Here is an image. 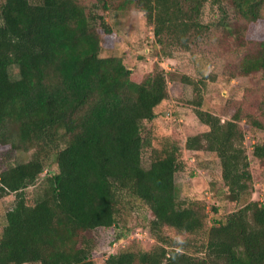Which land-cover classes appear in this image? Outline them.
I'll return each instance as SVG.
<instances>
[{"label": "trees", "instance_id": "obj_1", "mask_svg": "<svg viewBox=\"0 0 264 264\" xmlns=\"http://www.w3.org/2000/svg\"><path fill=\"white\" fill-rule=\"evenodd\" d=\"M208 4L230 5L249 27L264 19V0H96L92 9L83 0L0 2V194L15 195L0 235V264H95L94 250L103 244L94 232L118 230L120 243L131 234L119 223L121 204L130 200L150 210L158 245L111 254L105 264H264V203L253 199L240 118L223 121L202 109L196 87L195 113L209 130L154 149L146 168L143 150L151 141L143 124L169 98L167 74L159 67L138 80L122 57L103 55L114 30L100 10L144 13L171 56L210 32L203 20ZM240 68L245 76L264 71V39ZM181 80L195 84L188 75ZM200 150L219 158L222 191L239 205L211 226L203 202H180L177 193L176 175L191 168L187 152ZM17 151L32 152L28 162L10 164ZM253 155L264 161V144ZM44 172L37 192L27 193Z\"/></svg>", "mask_w": 264, "mask_h": 264}, {"label": "rangeland", "instance_id": "obj_2", "mask_svg": "<svg viewBox=\"0 0 264 264\" xmlns=\"http://www.w3.org/2000/svg\"><path fill=\"white\" fill-rule=\"evenodd\" d=\"M83 3L92 9L96 0H83ZM99 13L114 30L109 40L112 49L104 50V56L112 53L122 57L138 80L159 67L167 74L169 98L156 108L157 116L143 124L144 139L151 141V145L143 150L144 167L150 166L154 149L161 150L169 141H185L187 137L209 130L195 113L197 107L194 103L199 96L197 87L203 101L202 109L218 115L223 121L233 120L236 115L240 118L253 177V199L264 203V161L253 155L254 146L264 144V128H258L252 122V119H257L264 127V71L248 76L240 72L243 57L256 53L264 39V19L260 23L263 27H249L238 19L230 5L225 4L222 10L208 4L203 20L212 27L207 36L191 50L174 49L168 56L156 43L153 27L144 13L135 9L127 12L100 10ZM11 75L14 79L18 77L17 67L11 68ZM183 75L191 77L195 84L183 83ZM11 128L12 135H16V125L13 124ZM31 154L17 151L9 163L17 165L28 162ZM187 155L191 168L176 175L179 200L203 202L208 211V226H211L239 208V205L228 200L222 191L221 164L214 153L200 150L188 151ZM45 176L44 172L37 185L28 188L27 193L37 192ZM14 203V194H0V235L6 225V213ZM151 219L152 214L143 203L137 200L123 202L119 223L132 228L131 234L120 243L115 240L118 230L94 232L93 235L101 237L99 240L103 244L94 250L92 257L95 264H105L109 255L124 250L149 251L155 248L158 242L148 228ZM166 233L176 240L185 239L184 235L172 229H166Z\"/></svg>", "mask_w": 264, "mask_h": 264}]
</instances>
